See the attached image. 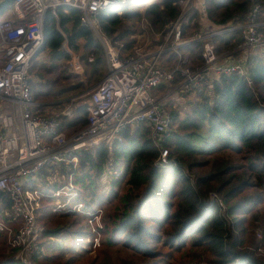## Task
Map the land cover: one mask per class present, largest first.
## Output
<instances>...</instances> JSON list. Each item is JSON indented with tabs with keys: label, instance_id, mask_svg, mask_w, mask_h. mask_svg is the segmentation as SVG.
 Here are the masks:
<instances>
[{
	"label": "trees",
	"instance_id": "1",
	"mask_svg": "<svg viewBox=\"0 0 264 264\" xmlns=\"http://www.w3.org/2000/svg\"><path fill=\"white\" fill-rule=\"evenodd\" d=\"M183 1L114 3L98 15L97 22L101 33L123 53L135 43L130 36L135 34L136 23L147 19L153 30L163 28L181 17ZM146 2L147 7L141 8ZM255 4H264V0H205L208 19L218 28L242 20ZM57 14L59 20L52 11L45 14V45L34 60L51 49L50 68L41 62L39 69L49 76L59 73L66 80L63 69L70 56L63 46L67 42L72 51L83 53V75L90 80L105 57L104 47L94 31L82 24L80 10L62 6ZM199 20L200 12L194 7L182 16L183 39L200 27ZM227 35L214 38L218 51L235 50V34ZM182 52L190 54L192 65L201 63L199 44L182 48ZM93 56L96 61L90 63ZM249 58L245 76L224 75L212 89L192 92L195 101L183 113L169 105L178 123L164 143L170 151L165 166L159 164V148L148 127L138 138L122 133V143L83 152L76 168L62 167L61 173L69 179L73 174L77 195L61 211L53 210L51 196L42 199L37 218L45 231L36 260L40 264H98L100 260L110 264L119 260L120 264H264V256L258 253L264 248V237L257 236V230L264 235V49ZM56 82L47 78L46 85L39 82L32 87H50ZM182 82L178 75L171 85ZM70 90L60 89L52 95ZM77 131L70 126V133ZM180 165H187L188 170ZM106 174L109 183H99ZM49 175L44 174L45 178ZM210 193L221 197L225 211L211 201ZM12 211V202L0 195V223L13 227V239L21 222ZM98 217L100 224L93 225L91 221ZM70 235L75 243L62 250L55 239ZM18 251L7 230L0 231V264H22L16 260Z\"/></svg>",
	"mask_w": 264,
	"mask_h": 264
},
{
	"label": "clouds",
	"instance_id": "2",
	"mask_svg": "<svg viewBox=\"0 0 264 264\" xmlns=\"http://www.w3.org/2000/svg\"><path fill=\"white\" fill-rule=\"evenodd\" d=\"M21 2L18 0L5 17L11 21L9 26L0 29V191L12 192L13 198L20 196V203L27 199L24 208L31 222L29 209L31 201L37 197L34 193H21V187L30 176L39 183L38 174L50 157L58 160L59 150L69 144L74 143L78 151L99 145L101 141L111 143L120 139L117 134L122 132L138 138L143 128L152 125L158 128L163 123L160 114L167 103L166 91L171 82L178 73L189 78L192 75L188 67H181L188 63L190 54L178 51L179 46L189 40L201 41L205 60L211 64L216 57L212 55L215 45L206 35L212 21L208 19L205 0H184L179 6L181 17L192 7L200 12V27L193 28L186 39H181L179 17L156 30L151 28L149 20H143L139 26L148 28L149 32L145 36L132 37L139 41L136 47L123 53L108 47L107 55L91 79L82 77L83 86L53 96L48 102L50 108L40 115L36 109L46 102L38 95L40 89L31 87L30 82L39 80L42 74L39 65L52 50L35 60L32 58L36 47L26 51L29 41L39 42L41 39L37 17L42 16L46 8H52L53 15H56L58 5L71 4L85 12L84 18L90 20L99 33V26L92 16L109 0H31V7L35 9L32 16L21 10ZM29 20L33 22L28 23ZM20 22L24 23L23 27L19 26ZM173 25L174 30L163 36L160 47H149L153 40L160 41L161 34ZM230 25L231 21L228 22ZM252 31L247 29L246 40ZM99 34L107 45L108 38ZM165 51H168L167 56L163 55ZM82 54L74 53L70 62L81 73L84 68L78 64V58ZM173 54L177 59L170 62ZM95 61V56L89 57L90 63ZM70 126L78 128V133H70ZM101 132L103 134L98 135Z\"/></svg>",
	"mask_w": 264,
	"mask_h": 264
},
{
	"label": "built area",
	"instance_id": "3",
	"mask_svg": "<svg viewBox=\"0 0 264 264\" xmlns=\"http://www.w3.org/2000/svg\"><path fill=\"white\" fill-rule=\"evenodd\" d=\"M127 2L128 0H109L106 6L102 7L101 9H98L97 12L93 14L92 19H94L97 22L98 15L102 11L109 8L112 4L120 3L121 5H126ZM17 3L18 0H15L12 3L11 8L5 12L4 17L2 18L4 20L0 19V29L8 27L9 24L11 23V21L9 19H5V17L8 16V14L12 11L13 7ZM20 6H21V10L27 11L29 16H32V14L35 12V9L31 7V0H22ZM62 6L72 7L81 11L82 24L86 27H90L94 31L95 35L97 36V38L104 47L105 56L107 55L108 47H112L116 49L110 39H108L107 45L105 44L104 39L99 34L101 33L100 27H99V33H97L96 29L92 26L91 21L86 20L84 18L85 12L82 11L80 8L73 7L71 4L61 3L55 8L56 15L54 16L56 17L57 20H59L57 10ZM48 11H52L53 13V9L49 7L46 8L42 16L37 17V20L39 21L40 24L41 39L39 40V42L29 41L28 49H26V51H28L31 50L33 47H36V51L34 52L32 58L33 60L34 57L42 50V48L45 45L43 24H44L45 14ZM181 18L182 17H180L179 19L180 33H181ZM32 22L33 21L31 20L28 21V23H32ZM19 26L23 27L24 23L20 22ZM174 27L175 25H173L172 28H169L168 32L173 31ZM248 28L253 29V31L250 34L249 39L246 40L244 34ZM225 34L226 35L235 34L237 35L239 41L236 42L235 40L236 48L234 51H230L226 54H223L218 51L217 44L215 43L214 38ZM5 35H7V33H5ZM206 35L208 36L210 42L213 45H215V47L213 48L212 55H214L216 59L213 60L211 64H209L202 55L203 43L201 41L189 40L186 44L180 45L178 49V51L182 52V48H185L187 46H194L197 44L201 46V55H200L201 63L199 65H192L191 56H189L188 63L181 65L182 68L183 67L189 68V72L192 73L191 77L189 78V76L187 75H182L179 73L177 74V76L179 75L183 78V82L181 83V86H179V88H187L189 91L193 92L194 94H198L203 91L212 89L214 82L217 81V79L221 76L224 75L245 76L247 74L249 67L248 64L250 59L249 58L250 55L247 52L249 50L259 51L264 49V4L253 5L251 10L245 15V17L242 20L235 19L234 21H231L230 26H228V23L227 25H225V27H219V28L209 26L208 29L206 30ZM181 39H183L182 35H181ZM37 43H38V47H37ZM161 45H159L158 47H160ZM65 51L70 56L69 65L71 66V71L76 75L82 76L84 74V71L83 73L76 71L75 66L70 63L73 60L74 51H72L68 46L65 47ZM163 55L167 56L168 51H165ZM172 56L169 58L170 62L175 61L177 59V56L175 58H173ZM78 64L83 67L80 60V56L78 58ZM174 80L171 83H173ZM32 83L34 82H30L31 87H32ZM49 106L50 105L44 103L36 109V112L40 115H43L44 112L41 110V107L42 109L43 108L47 109L50 108ZM160 118L162 119L163 123L158 128L156 125H152L149 128L152 130L153 143L157 148H159V152H160V156L158 159L159 164L165 166L170 162V151L166 147V145H164V143L167 142L169 137L173 134L172 124L174 120L172 116L168 114L165 106L164 108L161 109ZM78 131L75 133H78ZM122 133L117 134L119 137H121L120 139L112 140L111 143H109L108 141H101L99 145H93L90 148L79 149L78 151L75 150L74 143L69 144L66 147L59 150L58 160H53L50 157L48 163L44 166V168L41 170L38 176L40 177L39 183L44 184L45 187H48V189L51 187V190L47 191L42 188H39L37 186V180H33L30 176L29 179L25 182V184L21 187V193H34L35 196L37 197V199L31 201V207L29 209V211H31V222H29L27 212L25 211L24 208V204L28 203L27 199H25L24 203H20V196H15V198H13L14 194L12 192L7 190L0 191V195L5 194L13 204V211L11 215H13L16 218H19L21 222L17 235L11 241V245L19 250L18 253L16 254V260L20 261L22 264H40L36 260V256L39 253H41V248L39 247V245L41 244V239L42 236L44 235L45 228L39 225L38 223L37 209L42 205V199L47 196H51V198L56 200L60 198L62 204L58 203L57 201L56 209H58L57 211H61V210H67L69 207V202H65L64 200L65 194L68 197L67 201L70 200L71 196L77 195L74 192V185L72 180L73 174L70 175V179H69L70 183L68 185L61 184L60 181L58 180V176H59L58 174L61 173L60 169L62 167L69 168L72 166L76 168V166L79 163L78 156L82 155L83 152L85 151L95 149L102 145L111 147L117 143H122L123 141ZM102 134H103L102 132L98 133V135H102ZM46 172L50 174L48 176L51 179L50 182H48L44 176ZM65 185H67V187L63 188V186ZM209 195L211 196V199L220 200L218 204L225 211V207L222 203L221 197L218 194H214V193H210ZM81 207H82L81 205H78V210H80ZM5 230L10 231V228L4 223H0V231H5ZM258 237L259 238L264 237L261 231H258ZM259 252L264 254L263 249H259L258 253Z\"/></svg>",
	"mask_w": 264,
	"mask_h": 264
},
{
	"label": "rangeland",
	"instance_id": "4",
	"mask_svg": "<svg viewBox=\"0 0 264 264\" xmlns=\"http://www.w3.org/2000/svg\"><path fill=\"white\" fill-rule=\"evenodd\" d=\"M146 5L148 4L147 2L145 3ZM141 8L142 7H145V5H141L140 6ZM187 14V12L186 13H184L183 14V16H185ZM1 19L3 18V16H1L0 17ZM2 20H4V19H2ZM143 21H140L139 23H136V26H135V28H134V30H135V34H133V35H131L130 36V39L132 40V41H135V43L132 45V47L128 50V51H131V49L132 48H134V47H136V45L139 43V41L138 40H134V39H132V37H135V36H145L146 34H148V32H149V29L148 28H146V27H140L139 25L142 23ZM165 35V34H164ZM163 35V36H164ZM229 35H231V34H229ZM229 35H227V36H229ZM163 36L161 35V38H163ZM236 36V38H235V40H236V42H238L239 41V39L237 38V35H235ZM235 40H234V42H232V43H235ZM119 43V42H118ZM121 43V42H120ZM162 43H161V40L160 41H155V40H153V42H152V44L151 45H149V47L151 48V47H158L159 45H161ZM235 45H236V43H235ZM117 49V48H116ZM65 50V49H64ZM220 53H223V54H226V53H228V52H230L229 50H225V51H219ZM254 52H256V51H254V50H249L247 53L249 54V55H252ZM75 53V52H74ZM77 53V52H76ZM45 53H42L40 56H42V55H44ZM42 63L45 65V67L46 68H50V66H51V60H49V57L45 60V61H42ZM82 63V62H81ZM197 62H195L194 64L195 65H199V64H196ZM63 71H65V77H67V79L66 80H64L63 78H59V76H60V74L58 73H56V74H50V76H49V74H47L45 71H40L41 73H42V75L44 76V79L42 80L41 78H39V80L38 81H36V82H34L33 84H38L39 82H42L43 83V85H46L47 83H46V79L47 78H50V79H52V78H54L55 79V81H57L56 83H51V85H50V87H43V86H37L36 87V89H40V91H39V93H38V95H39V97L42 99V100H44L45 102H46V104L47 105H50L48 102L50 101V99L53 97V95H52V93L54 92V91H57V90H60V89H66V90H69V89H71L70 91H73V90H76L77 88H79V87H81L80 85L81 84H83V80H82V77H84L85 75H83V76H79V75H77L76 76V74L75 73H73L72 71H71V68H70V66H69V61L68 62H66L65 64H64V69H63ZM79 76V77H78ZM70 91H68V92H70ZM68 92H66V93H68ZM50 93V94H49ZM65 93V94H66ZM166 98H167V103H166V105H165V107H166V110H167V112H168V114H170L171 116H172V114H171V112L169 111V109H168V107H169V105L171 104V108L172 109H178L179 108V110H180V112L181 113H183L187 108H188V104L190 103V102H193V101H195V98H196V95H194L192 92H190L188 89H180L179 88V84H172L171 85V87L166 91ZM50 107V106H49ZM47 109H49V108H47ZM41 110L43 111V112H45V108H43L42 109V107H41ZM172 118H173V116H172ZM177 123L178 122H174L173 121V124H172V127H173V131H175L176 129H177ZM59 176H58V180L60 181V183L61 184H69L70 183V180H69V178H68V176L66 175V174H62V173H59L58 174ZM110 175H108V174H106L100 181H99V183H101V184H103V183H106V182H108V181H110ZM46 180L48 181V182H50V178L49 177H46ZM109 183V182H108ZM67 185H65V186H63V188H65V187H67ZM37 186L39 187V188H42V189H44V190H51V187L48 189V187H45V185L44 184H41V183H38L37 182ZM67 192H70V191H67ZM65 196H67L66 194H65ZM53 199V198H52ZM55 200V201H54ZM53 201H54V207H53V210L54 211H57L58 209H56V206H57V201H58V203H60V204H62V202H61V199L60 198H58L57 200L56 199H53ZM211 201L212 202H216V203H218L220 200H218V199H211ZM66 202H69V201H67L66 200ZM43 204H44V202H42V206H43ZM67 204V203H66ZM223 209V208H222ZM223 211H224V209H223ZM100 218L101 217H98V219L96 220V221H91V222H93L92 224L93 225H96V224H100ZM9 228H10V231H7L8 233H9V237H10V241H12V234L14 233L13 232V227H10L8 224H6ZM17 226V225H16ZM19 228H20V226L18 225L17 226V229L19 230ZM258 231H261V230H257V236H258ZM13 232V233H12ZM262 232V231H261ZM264 236V235H263ZM56 238V237H55ZM259 238V237H258ZM98 240H99V236H97L96 238H95V245L97 246L98 245ZM52 241H54V238H52ZM55 242H56V244H59L60 245V248L62 249V250H64V249H67V248H69V247H71L74 243H75V241H74V238H73V236H68V237H66V238H61V237H57L56 239H55ZM81 244H84V241H82V242H80ZM85 243L86 244H88L89 243V241L88 240H85ZM98 248V247H97ZM260 249H263L264 250V248H260ZM50 254H52V252L50 253ZM259 254H261L262 256L261 257H263L264 256V254L263 253H260L259 252ZM121 263V261L119 260V261H117L116 262V264H120ZM98 264H110V263H108V262H106V261H104V260H100L99 261V263Z\"/></svg>",
	"mask_w": 264,
	"mask_h": 264
},
{
	"label": "water",
	"instance_id": "5",
	"mask_svg": "<svg viewBox=\"0 0 264 264\" xmlns=\"http://www.w3.org/2000/svg\"><path fill=\"white\" fill-rule=\"evenodd\" d=\"M14 1L15 0H3V3H0V17L5 13V11L12 5ZM67 46H68L67 42L64 43L63 47H67ZM176 162L179 164L178 159H176ZM180 166L188 170L187 165H180Z\"/></svg>",
	"mask_w": 264,
	"mask_h": 264
},
{
	"label": "crops",
	"instance_id": "6",
	"mask_svg": "<svg viewBox=\"0 0 264 264\" xmlns=\"http://www.w3.org/2000/svg\"><path fill=\"white\" fill-rule=\"evenodd\" d=\"M5 15V14H4ZM4 17V16H3ZM69 47V46H68ZM63 49H65V47H63ZM70 66V65H69ZM70 68H71V66H70ZM46 104V103H45Z\"/></svg>",
	"mask_w": 264,
	"mask_h": 264
}]
</instances>
